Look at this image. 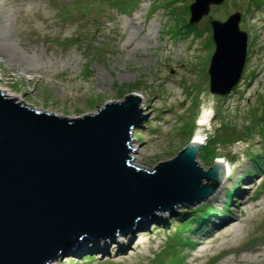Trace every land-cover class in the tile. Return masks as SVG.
Wrapping results in <instances>:
<instances>
[{
	"label": "rangeland",
	"instance_id": "obj_1",
	"mask_svg": "<svg viewBox=\"0 0 264 264\" xmlns=\"http://www.w3.org/2000/svg\"><path fill=\"white\" fill-rule=\"evenodd\" d=\"M190 2L0 0V50L14 64L0 58V88L18 94L15 100L74 118L139 94L143 119L129 140L140 158L129 152L130 165L152 171L199 132L198 165L205 170L222 156L231 169L218 203L177 208L135 231L118 252L57 264H264V0H223L188 27ZM235 11L249 59L239 82L215 96L206 72L213 50L208 16ZM202 112L205 123L198 124ZM229 126L237 140L216 137ZM200 207L214 214L195 231L184 230ZM183 210L189 213L180 220Z\"/></svg>",
	"mask_w": 264,
	"mask_h": 264
},
{
	"label": "water",
	"instance_id": "obj_2",
	"mask_svg": "<svg viewBox=\"0 0 264 264\" xmlns=\"http://www.w3.org/2000/svg\"><path fill=\"white\" fill-rule=\"evenodd\" d=\"M222 1L192 0L188 23ZM239 17L238 11L224 21L208 16L213 51L206 72L215 96L230 91L242 71L246 35ZM16 95L0 88V264L118 252L140 228L206 200L225 170L222 156L204 170L192 144L152 171L130 165V130L143 119L137 94L74 118Z\"/></svg>",
	"mask_w": 264,
	"mask_h": 264
},
{
	"label": "bare ground",
	"instance_id": "obj_3",
	"mask_svg": "<svg viewBox=\"0 0 264 264\" xmlns=\"http://www.w3.org/2000/svg\"><path fill=\"white\" fill-rule=\"evenodd\" d=\"M4 22L2 21V19L0 18V31H2V29L4 28ZM0 58H3L7 63H9V65L12 67V66H14V64H12V60H11V58L6 54V53H4L3 51H1L0 50ZM4 90V92L5 93H7V94H11L10 92H8V91H6L5 89H3ZM137 96H138V107L140 108V109H143V103H144V98H143V96H141V95H139V94H137ZM15 98H17V97H15ZM47 111H49V110H47ZM50 112V111H49ZM205 113L204 112H202V115L199 117V120L198 121H200V120H203V118L205 117ZM199 124V123H198ZM199 134V139H197L196 137H197V135ZM204 139V136H202V133H199V132H196V133H194L190 138H189V141H188V144H192V145H197V149H198V147H199V145L202 143V140ZM128 146H129V148H130V155H131V157H132V160H137V159H139L140 157H139V155H137L135 152H134V150L135 151H137L136 149V146L129 140L128 141ZM136 166V165H135ZM138 166V165H137ZM139 168H144V167H142V166H138ZM224 168H225V170H224V172L219 176V177H217V183H216V185H215V189L213 190V192L211 193V195L206 199V200H213L214 202H216V203H218L220 200H221V196L219 195V191H220V186H221V184L225 181V180H227V178H228V175H227V173L228 172H230L231 171V169H229V166L227 165V163H225L224 164ZM227 175V176H226ZM241 187V186H240ZM242 188V187H241ZM240 190H242V189H240ZM244 190V189H243ZM246 190V189H245ZM244 203L246 202V201H243ZM232 218V217H231ZM233 219V220H232ZM231 219V221H235V220H237L236 218L234 219V218H232ZM54 264H57L56 262H54Z\"/></svg>",
	"mask_w": 264,
	"mask_h": 264
},
{
	"label": "trees",
	"instance_id": "obj_4",
	"mask_svg": "<svg viewBox=\"0 0 264 264\" xmlns=\"http://www.w3.org/2000/svg\"><path fill=\"white\" fill-rule=\"evenodd\" d=\"M132 4H134V2H132ZM185 5H186V3L183 6L185 8H183V9L186 12V6ZM186 25L188 27L193 26V25H189V24H186ZM74 37H76V36H74ZM259 120L262 121V126H264V118L261 117V118H259ZM224 126H225V124L223 125V127ZM227 130L230 131L231 133H228ZM227 130H223L216 137L219 136L218 137L219 139L226 140L227 142H231V141L237 140L236 138L238 136H237V133H236V129L233 126H229ZM213 143H214L213 140H211L212 147H213ZM252 158H253L255 164H258V159L260 157L258 158V156L257 157L255 156V157H252ZM209 183H211V181ZM183 209H187L186 206ZM188 213H189L188 210L180 211L179 215L181 216V218H178V219L184 220V218H187ZM212 213H213V211H211L209 209H203V207L197 208L196 215L192 214L191 218L187 219V221L182 224L183 229H187V230H190V231H195V229L199 228L200 224H203V222H205L208 219L209 215H211ZM189 223H194V226L192 228L189 227V225H190Z\"/></svg>",
	"mask_w": 264,
	"mask_h": 264
},
{
	"label": "clouds",
	"instance_id": "obj_5",
	"mask_svg": "<svg viewBox=\"0 0 264 264\" xmlns=\"http://www.w3.org/2000/svg\"><path fill=\"white\" fill-rule=\"evenodd\" d=\"M207 111H208L209 113H211L212 110L209 108ZM198 123H199V124H204L205 121H204V120H200V121H198ZM196 138L199 139V134L197 135Z\"/></svg>",
	"mask_w": 264,
	"mask_h": 264
},
{
	"label": "flooded vegetation",
	"instance_id": "obj_6",
	"mask_svg": "<svg viewBox=\"0 0 264 264\" xmlns=\"http://www.w3.org/2000/svg\"><path fill=\"white\" fill-rule=\"evenodd\" d=\"M210 7H213V6H210ZM226 17H227V16H225V17H223V18H220L219 20L224 21V20L226 19ZM240 19H241V17H240ZM240 19H239V21H238V26H239L240 29H242V28L240 27V25H239Z\"/></svg>",
	"mask_w": 264,
	"mask_h": 264
}]
</instances>
